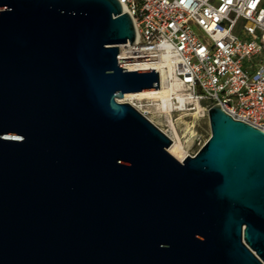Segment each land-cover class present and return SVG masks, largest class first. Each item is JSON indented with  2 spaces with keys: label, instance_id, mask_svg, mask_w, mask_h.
I'll list each match as a JSON object with an SVG mask.
<instances>
[{
  "label": "water",
  "instance_id": "95a60500",
  "mask_svg": "<svg viewBox=\"0 0 264 264\" xmlns=\"http://www.w3.org/2000/svg\"><path fill=\"white\" fill-rule=\"evenodd\" d=\"M118 0H0V264H264V131L208 109L178 160L128 102Z\"/></svg>",
  "mask_w": 264,
  "mask_h": 264
},
{
  "label": "built area",
  "instance_id": "2783aa9c",
  "mask_svg": "<svg viewBox=\"0 0 264 264\" xmlns=\"http://www.w3.org/2000/svg\"><path fill=\"white\" fill-rule=\"evenodd\" d=\"M118 1L136 33L133 43L121 44L120 65L142 62L158 72L160 85L157 63L171 68L164 83L173 80L184 93L180 100L172 95L171 117L185 105L207 102L206 112L218 104L264 131V0ZM140 112L151 120L148 110ZM154 124L174 141L168 126Z\"/></svg>",
  "mask_w": 264,
  "mask_h": 264
},
{
  "label": "bare ground",
  "instance_id": "6f19581e",
  "mask_svg": "<svg viewBox=\"0 0 264 264\" xmlns=\"http://www.w3.org/2000/svg\"><path fill=\"white\" fill-rule=\"evenodd\" d=\"M123 45H119V59L121 63V58H123L124 52L121 51ZM163 61L158 62V69H160L161 74V85L156 89H147V90H136L126 92L119 101L128 102L133 105L139 111L148 110L152 114L161 115L160 112H165L167 118L168 128L172 131L174 135V141L168 147V151L171 155H173L178 160H183L187 155L185 150V145L181 140V135L171 117L170 108L172 107L171 98L172 95L176 96L179 100L183 98V91L181 88L173 81L169 79V83L165 84L164 79L169 77L171 73V68H161ZM144 65L142 62H122V66L126 68V70H135V69H143ZM147 101H152L151 104L147 103ZM192 107H185L183 110H194V114L201 112L204 108L198 103L193 102ZM183 113V112H182ZM199 114V113H198ZM149 117V116H148ZM151 117V116H150ZM149 117V118H150ZM195 117V116H194ZM151 119V118H150ZM184 135V134H183Z\"/></svg>",
  "mask_w": 264,
  "mask_h": 264
},
{
  "label": "rangeland",
  "instance_id": "374dc122",
  "mask_svg": "<svg viewBox=\"0 0 264 264\" xmlns=\"http://www.w3.org/2000/svg\"><path fill=\"white\" fill-rule=\"evenodd\" d=\"M120 44H118L119 52ZM147 103L151 104L152 101H147ZM207 104V102H202L200 105L204 108ZM193 112L194 110L192 109L175 111L174 113H172V119L182 137L181 140L183 144L186 146V153L188 152L189 154L197 152L198 149L209 138L211 133L208 114L206 110L204 109L201 112H198L199 114H194ZM149 117L154 123H157L162 128L168 126L166 121V114L156 115L151 113Z\"/></svg>",
  "mask_w": 264,
  "mask_h": 264
}]
</instances>
